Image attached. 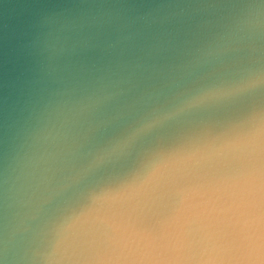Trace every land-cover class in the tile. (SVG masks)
Masks as SVG:
<instances>
[{
  "label": "clouds",
  "instance_id": "clouds-1",
  "mask_svg": "<svg viewBox=\"0 0 264 264\" xmlns=\"http://www.w3.org/2000/svg\"><path fill=\"white\" fill-rule=\"evenodd\" d=\"M0 0V264H264V0Z\"/></svg>",
  "mask_w": 264,
  "mask_h": 264
},
{
  "label": "water",
  "instance_id": "water-1",
  "mask_svg": "<svg viewBox=\"0 0 264 264\" xmlns=\"http://www.w3.org/2000/svg\"><path fill=\"white\" fill-rule=\"evenodd\" d=\"M14 3H15V0H5V7L3 8V11L5 12L11 11Z\"/></svg>",
  "mask_w": 264,
  "mask_h": 264
}]
</instances>
